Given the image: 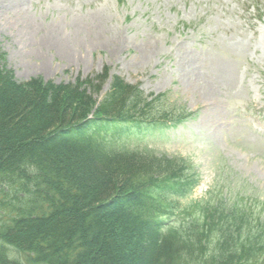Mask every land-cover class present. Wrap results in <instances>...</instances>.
<instances>
[{
	"label": "trees",
	"instance_id": "obj_1",
	"mask_svg": "<svg viewBox=\"0 0 264 264\" xmlns=\"http://www.w3.org/2000/svg\"><path fill=\"white\" fill-rule=\"evenodd\" d=\"M106 78L16 83L0 71V264H264L263 222L240 236L230 216L188 212L198 172L132 144L191 113L116 76L98 99Z\"/></svg>",
	"mask_w": 264,
	"mask_h": 264
},
{
	"label": "rangeland",
	"instance_id": "obj_2",
	"mask_svg": "<svg viewBox=\"0 0 264 264\" xmlns=\"http://www.w3.org/2000/svg\"><path fill=\"white\" fill-rule=\"evenodd\" d=\"M48 33L64 42L41 44ZM0 71L45 84L105 71L98 99L114 76L148 99L165 95L192 116L132 144L180 156L198 172L199 184L181 199L188 212L210 207L213 221L226 225L230 216L240 236L262 232L264 0H0ZM6 216L2 210L0 221ZM205 235L213 251L217 235Z\"/></svg>",
	"mask_w": 264,
	"mask_h": 264
},
{
	"label": "bare ground",
	"instance_id": "obj_3",
	"mask_svg": "<svg viewBox=\"0 0 264 264\" xmlns=\"http://www.w3.org/2000/svg\"><path fill=\"white\" fill-rule=\"evenodd\" d=\"M9 7V4L8 3H5L4 4V6L2 7V8H8ZM23 15V14H22ZM22 24H23V26H25V27H23L24 28V30H23V32H24V35H26L27 33L25 32V29H29L30 28V25H27V24H25L24 25V23L22 22ZM22 24H20V25H22ZM52 33V32H51ZM51 33H48L47 34V36H46V38L44 37V39L42 38V40H40V43L41 44H44V45H48V46H50L51 44H54V43H57L58 45L60 44L61 45V43L62 42H64V41H62L63 39L60 37V38H58V36H57V33L55 34V36H53V34H51ZM16 34H19V32L18 33H16ZM66 40V39H65ZM65 44V45H64ZM63 44V46H62V48H65V46H66V43H64ZM23 46V45H22ZM56 46V45H55ZM60 47V46H59ZM58 47V48H59ZM61 48V47H60ZM69 48V47H68ZM64 52V51H63Z\"/></svg>",
	"mask_w": 264,
	"mask_h": 264
}]
</instances>
